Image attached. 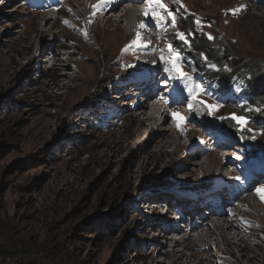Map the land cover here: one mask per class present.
Masks as SVG:
<instances>
[{
	"label": "rangeland",
	"instance_id": "rangeland-1",
	"mask_svg": "<svg viewBox=\"0 0 264 264\" xmlns=\"http://www.w3.org/2000/svg\"><path fill=\"white\" fill-rule=\"evenodd\" d=\"M49 1L0 0V241L43 264H264V175L245 166L240 142L208 134L194 119L240 117V127L264 142L245 116L253 112L216 102L200 72L179 61L204 89L198 99L219 108L210 114L192 99L185 106L177 95L193 88L175 90L168 62L169 45L186 56L173 44L184 33L170 11L175 3L203 19L202 31L220 36L232 59L264 63V2L160 0L165 7L152 9L164 23L144 15L145 0L131 35V20L121 18L134 4ZM165 25L170 32L162 34ZM149 74L156 95L138 96L132 79ZM158 104L165 114L153 110ZM152 113L157 122L146 120ZM172 113L183 117L179 128ZM220 180H237L229 185L235 195L188 193L186 205L177 198ZM228 219L234 227L218 239L214 223Z\"/></svg>",
	"mask_w": 264,
	"mask_h": 264
},
{
	"label": "trees",
	"instance_id": "trees-1",
	"mask_svg": "<svg viewBox=\"0 0 264 264\" xmlns=\"http://www.w3.org/2000/svg\"><path fill=\"white\" fill-rule=\"evenodd\" d=\"M170 7L172 12L180 16L179 25L188 40L187 45L181 40L173 42L186 55L179 61L186 62L201 72L203 83L209 85L205 93H215L216 102L223 104V99L229 98L244 100L243 110L249 109L253 112H245V116L252 127L264 137V63L250 59H232L228 55L227 47L221 44L220 36L209 40L202 31L203 19L197 23L196 15L183 10L180 5L170 3ZM194 119L203 129H214L221 137L240 142L246 156L247 168H264V142L251 138L252 133L245 127L241 128L233 117H221L219 123L212 118L203 119L200 116ZM40 262L32 254L19 250L18 246L0 241V264H43Z\"/></svg>",
	"mask_w": 264,
	"mask_h": 264
},
{
	"label": "bare ground",
	"instance_id": "bare-ground-1",
	"mask_svg": "<svg viewBox=\"0 0 264 264\" xmlns=\"http://www.w3.org/2000/svg\"><path fill=\"white\" fill-rule=\"evenodd\" d=\"M77 2V3H79V0H68V2L67 3H72V2ZM106 1V0H105ZM112 2H116V0H112ZM51 2L48 0V2L46 3V5L48 6V7H50L51 6V4H50ZM109 4V2H106V4ZM128 3H130L131 5L132 4H134V5H132L130 8H133V9H129V11L130 12H127L126 14H124V16H122V21H123V18H127V19H130L131 21H130V23H128L129 24V26H128V30L130 31V33H131V35L133 34V32L135 33V31H137V27H136V25H134V16L136 17V12H137V10L138 11H140L139 9H140V5L136 2V0H124L122 3H121V6L123 5V6H125V5H127ZM122 6V7H123ZM14 8V7H13ZM115 8V7H114ZM137 8H139V9H137ZM135 9H137V10H135ZM12 11V14H16V13H19V10H15V9H13V10H11ZM49 14H51V15H47V16H50V17H53V15L55 14V13H49ZM141 16H143L144 17V15H142L141 14ZM75 19V18H74ZM120 19V20H121ZM76 21V20H75ZM118 23H120V22H118ZM149 26V25H148ZM148 26L146 27V28H148ZM119 31L120 30V25L119 24H117V26H116V31ZM130 35V36H131ZM38 57V56H37ZM36 56H34L33 57V60H35L36 58H37ZM154 67H156L157 68V66L155 65ZM155 70V69H154ZM148 73H150V72H148ZM152 74H149V76H151ZM148 80H146V82H147ZM145 82V83H146ZM144 93H146V90L145 91H143ZM136 93H138V92H136ZM147 94V93H146ZM133 95H136V94H133ZM139 95H141V94H139ZM151 95L150 94H147V98H149ZM151 97H153V96H151ZM165 101L166 100H163V102H164V104H165ZM145 103L146 104H144L143 106H142V108H145V107H147L148 105H149V103L150 102H148L147 100L145 101ZM160 104V103H159ZM159 104L158 105H156V106H154L153 108V110L155 111V112H157V113H160V114H165V110L164 109H166L167 107H165L164 105H162V108H157L158 106H159ZM149 107V106H148ZM160 107V106H159ZM164 108V109H163ZM152 110V109H151ZM163 111H164V113H163ZM142 113L141 114H143V111H141ZM145 119H143V120H141L140 121V123H142L143 121H144ZM146 120H150V121H153V122H157L158 121V117L155 115V114H153L152 113V115H149L147 118H146ZM219 158H216V157H213L212 159H211V157L209 158V163H216V162H219ZM220 166V165H219ZM257 174H261V175H264L263 173H257ZM234 181H237V180H234ZM233 181V182H234ZM233 182H230L229 184H232ZM225 187H227L226 185H224ZM254 187H255V185H251L250 187H247L242 193H244V194H246V193H249V191H252L253 189H254ZM218 191V190H217ZM233 193V192H232ZM233 195H235V193H233ZM258 196H259V194H258ZM254 198V197H253ZM217 199H219V197H217ZM217 199H216V201H217ZM259 198H257L256 200H258ZM189 200V202H191L192 200L191 199H188ZM254 200V199H253ZM175 201V200H174ZM157 204V206L159 207H162V205H161V203H156ZM191 204V203H190ZM262 204H263V201H262ZM171 205V204H170ZM154 206V205H153ZM252 206H254L255 207V211H257L258 210V208H259V210H260V206H258V204L257 203H254ZM252 206H251V208H252ZM166 211V210H165ZM191 211V210H190ZM167 212V211H166ZM191 213V212H190ZM221 213H226V211H225V207H223V208H221ZM224 214H221V215H224ZM191 215H193V214H191ZM212 215H214V214H212ZM255 215V214H254ZM253 215V216H254ZM211 216V215H210ZM238 217H240V215L239 214H237V218ZM166 218V217H165ZM165 218H162L163 220L165 219ZM185 218V217H184ZM254 218H255V220H263L262 218H260V216H258L257 214L254 216ZM166 220V219H165ZM229 220L230 219H228V220H224L225 221V225L223 224V223H214V228H216V230H218V234H219V236H218V239H220V238H223V237H225V235H226V233H227V230H229V229H233V227H234V225H230L228 222H229ZM234 220V219H233ZM207 222V219L206 220H203V222H202V224L200 225V224H197L196 226H195V228H190L191 229V231H192V233L193 232H195V231H197L198 229H200L202 226H203V224H205ZM237 221H234V223H236ZM192 226V225H191ZM199 226V227H198ZM241 226V225H240ZM198 227V228H197ZM242 227V226H241ZM245 227V226H244ZM215 230V229H214ZM179 231V230H178ZM163 232V231H162ZM189 232H190V230H189ZM208 233V232H207ZM209 235V234H208ZM201 236V235H200ZM208 237V236H207ZM203 238V237H202ZM185 240L182 242V243H186L188 240H186L187 238L185 237L184 238ZM205 240V239H204ZM242 241H245V242H247L246 241V237L243 239H241Z\"/></svg>",
	"mask_w": 264,
	"mask_h": 264
},
{
	"label": "snow or ice",
	"instance_id": "snow-or-ice-1",
	"mask_svg": "<svg viewBox=\"0 0 264 264\" xmlns=\"http://www.w3.org/2000/svg\"><path fill=\"white\" fill-rule=\"evenodd\" d=\"M148 4H149V8H148V10L145 11L144 15L148 16L149 13L151 12L153 18L158 19L159 21H162L164 23H167V21H166L164 16L158 15L152 9V6L154 4L157 5L159 8H164L165 7L162 3H160V0H148ZM236 11H239V10H236ZM233 14H235V13H233ZM169 15H171V14L169 13ZM197 23H199V21ZM171 25H172L173 28L176 27L175 17H172ZM140 27L144 28L145 25L141 24ZM177 36L181 40H183L186 44L188 43V40H187V38H186L184 33H179L178 32ZM208 38H209V40L213 39V37L210 36V35H209ZM139 41H140V36H139V33H138L136 40L133 41V44H138ZM169 53H170V55H169L168 62L171 63L173 70L177 74L176 78L181 79V80H191V77L187 73L183 72V70H182V68H181V66L179 64V54L172 50V46L171 45H169ZM161 59L163 60L164 57L162 56ZM205 59H207V57H205ZM203 92H204V89L197 85L195 88L190 90L189 95L191 96V99L193 101H195L196 104L204 105L205 107H207L209 109L210 114L215 112V111H217L218 108H219L218 105H206L204 103V101L198 99V96L200 94H202ZM192 107H193V105L189 104V108H192ZM172 116L178 120L177 127L179 128L181 126L180 121H183V117L180 116L178 113H172ZM233 119L237 120L238 123H241V122L246 123V121H243L242 118H240V117L233 116ZM258 194H261L262 195V199H264V190H261V192H258Z\"/></svg>",
	"mask_w": 264,
	"mask_h": 264
}]
</instances>
